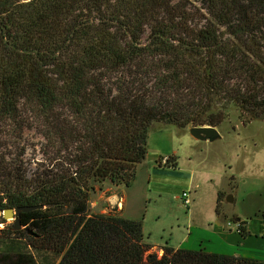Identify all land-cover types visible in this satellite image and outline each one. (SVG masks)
I'll list each match as a JSON object with an SVG mask.
<instances>
[{
	"label": "trees",
	"instance_id": "16d2710c",
	"mask_svg": "<svg viewBox=\"0 0 264 264\" xmlns=\"http://www.w3.org/2000/svg\"><path fill=\"white\" fill-rule=\"evenodd\" d=\"M231 108L264 121V0H0V210L41 206L21 215L31 234H15L58 259L13 246L0 264H264L159 255L141 220L89 211L96 184L135 181L153 124L216 128ZM31 130L43 139L34 171L12 151Z\"/></svg>",
	"mask_w": 264,
	"mask_h": 264
},
{
	"label": "rangeland",
	"instance_id": "374dc122",
	"mask_svg": "<svg viewBox=\"0 0 264 264\" xmlns=\"http://www.w3.org/2000/svg\"><path fill=\"white\" fill-rule=\"evenodd\" d=\"M216 129L220 139L209 142L193 139L189 127L181 130L153 124L148 133L147 155L136 167L135 181L129 188L108 181L96 184L90 194L89 211L105 214L116 208L119 212L123 197L122 216L142 221L145 242L159 255L161 246L179 248L188 243V238L185 247L191 248L195 233L216 222L232 224L236 218L264 224V121L244 125L238 110L231 108L229 118ZM24 136L12 151L16 156L25 149L23 168L34 171L35 164L43 159V139L34 130L25 131ZM172 156L177 159L176 168L165 165ZM218 191L224 193L219 216L215 214ZM183 192L190 199L188 208L183 206ZM226 197L232 202H226ZM13 224L11 218L5 220L0 213V252L14 246L33 253L40 263L43 257L57 262V257L27 246L29 240L15 234Z\"/></svg>",
	"mask_w": 264,
	"mask_h": 264
},
{
	"label": "crops",
	"instance_id": "0c3cea01",
	"mask_svg": "<svg viewBox=\"0 0 264 264\" xmlns=\"http://www.w3.org/2000/svg\"><path fill=\"white\" fill-rule=\"evenodd\" d=\"M121 201L123 208L121 207L119 211L122 214L124 209L123 197ZM239 220L241 221V219ZM238 221L235 219V222ZM246 227L250 234L243 239L236 231L235 224H231L225 220L219 223L216 222V224L208 226L209 229L206 228L200 231L199 234L197 232L195 233L191 248L185 247L189 243V238L188 243L185 242L179 248L192 250L203 249L209 253L264 260V224L259 220H253L246 222Z\"/></svg>",
	"mask_w": 264,
	"mask_h": 264
},
{
	"label": "water",
	"instance_id": "95a60500",
	"mask_svg": "<svg viewBox=\"0 0 264 264\" xmlns=\"http://www.w3.org/2000/svg\"><path fill=\"white\" fill-rule=\"evenodd\" d=\"M189 134L190 136L199 141H209L213 142L218 139H220L221 135L218 132L216 128L209 127V126H197V127H190L189 128ZM226 202H232L229 197L225 198ZM41 206H32V207H17V208H9L2 210L0 213L2 214L3 219L7 220L8 218H11L12 221L14 222L12 226L13 231H18L20 229H26V231L31 234V231L23 227L21 225V215L24 213H28L33 210L41 209ZM239 219H236L238 221Z\"/></svg>",
	"mask_w": 264,
	"mask_h": 264
},
{
	"label": "built area",
	"instance_id": "2783aa9c",
	"mask_svg": "<svg viewBox=\"0 0 264 264\" xmlns=\"http://www.w3.org/2000/svg\"><path fill=\"white\" fill-rule=\"evenodd\" d=\"M182 201H183V206L188 208V206L190 205V199L188 198V193L187 192H183Z\"/></svg>",
	"mask_w": 264,
	"mask_h": 264
}]
</instances>
